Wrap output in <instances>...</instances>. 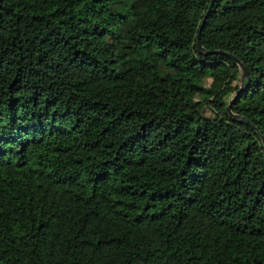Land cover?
I'll return each instance as SVG.
<instances>
[{"label":"trees","instance_id":"obj_1","mask_svg":"<svg viewBox=\"0 0 264 264\" xmlns=\"http://www.w3.org/2000/svg\"><path fill=\"white\" fill-rule=\"evenodd\" d=\"M209 2L0 0V264H264V0Z\"/></svg>","mask_w":264,"mask_h":264},{"label":"water","instance_id":"obj_2","mask_svg":"<svg viewBox=\"0 0 264 264\" xmlns=\"http://www.w3.org/2000/svg\"><path fill=\"white\" fill-rule=\"evenodd\" d=\"M213 1H214V0H210V2H209V4H208V8H207V10H206V12H205V15H204V17H203V19H202V22H201V24H200V27H199V29H198V33H197V48H198L199 50L202 49L201 42H200V33H201V30H202V27H203L204 21H205V19L207 18L209 12H210V9H211V6H212V4H213ZM233 58H234L235 63H237V65H238L239 68H240L241 78L243 79V77L246 75L245 67L243 66V64H242L237 58H235V57H233ZM226 109H227L228 112L231 111V110H230V103H229V105H227V108H226ZM230 113H231V112H230Z\"/></svg>","mask_w":264,"mask_h":264},{"label":"rangeland","instance_id":"obj_3","mask_svg":"<svg viewBox=\"0 0 264 264\" xmlns=\"http://www.w3.org/2000/svg\"><path fill=\"white\" fill-rule=\"evenodd\" d=\"M201 4L204 6L207 3V0H200ZM239 84V83H238ZM229 99V98H228Z\"/></svg>","mask_w":264,"mask_h":264}]
</instances>
